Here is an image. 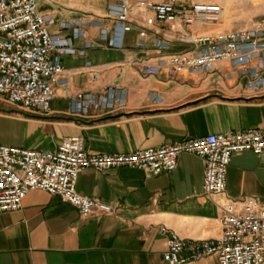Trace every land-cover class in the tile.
Instances as JSON below:
<instances>
[{
	"label": "crops",
	"instance_id": "0c3cea01",
	"mask_svg": "<svg viewBox=\"0 0 264 264\" xmlns=\"http://www.w3.org/2000/svg\"><path fill=\"white\" fill-rule=\"evenodd\" d=\"M122 1L39 0L40 10L55 19L52 33L72 36L73 29L62 28V23H81L85 37L75 39L74 46L84 53L63 56L65 72L51 114L0 112L16 124L15 142L6 145L54 151L64 138L82 136L90 153H132L209 134L264 129V92L247 88V78L229 63L176 77L163 70L144 76L138 65H131L141 59L155 65L162 56L188 49L186 34L254 28L264 20V0H188L220 5L224 17L219 23L191 27L156 24L148 27L145 38L140 32L147 14L140 3L161 0H129L133 29L117 49L111 46L113 32L105 36L103 29L114 27L111 11ZM160 39L169 44L168 50L156 47ZM89 63L99 71L95 81L88 74ZM108 87L127 93L122 109L70 114L75 93ZM205 168L201 156L183 153L174 171L159 175L133 167L81 171L77 191L112 205V214L84 217L61 197L32 190L19 210L0 214V264H163L164 226L186 239L219 238L222 212L203 190ZM227 195L264 199V155L244 152L233 157ZM186 264L219 261L211 256Z\"/></svg>",
	"mask_w": 264,
	"mask_h": 264
},
{
	"label": "built area",
	"instance_id": "2783aa9c",
	"mask_svg": "<svg viewBox=\"0 0 264 264\" xmlns=\"http://www.w3.org/2000/svg\"><path fill=\"white\" fill-rule=\"evenodd\" d=\"M147 14L140 32L145 38L148 27L178 22L186 27L219 23L225 9L208 2L161 0L140 3ZM114 27H105L103 34L113 32L111 46L122 49L127 33L133 29L132 6L123 0L111 11ZM55 19L40 10L39 0H0V96L7 103L29 114L49 115L65 68L63 56L83 54L74 46L83 39L80 22L62 23L72 28V36L52 33ZM190 47L170 53L152 65L149 59L132 61L142 75L153 70L176 77L185 72H207L219 63H229L247 78L246 86L264 92V20L254 28L183 38ZM145 47V42H140ZM87 47H91L87 44ZM159 50L169 44L157 40ZM90 78H99L94 65H87ZM127 93L108 87L102 91H79L72 96L73 116H89L105 110L115 112L125 106ZM244 152L264 155V129H248L184 139L156 148L132 153L95 154L86 148L82 136H68L54 151L37 150L0 144V214L19 210L29 192L41 189L77 207L84 217L112 214L115 208L97 198L81 195L77 183L81 171L94 168L105 171L118 167L139 168L159 175L172 172L183 153L201 156L206 163L203 190L221 209L222 234L215 239H186L168 227L167 251L163 264H186L217 256L219 264H264V199L227 195L229 167L233 157Z\"/></svg>",
	"mask_w": 264,
	"mask_h": 264
},
{
	"label": "rangeland",
	"instance_id": "374dc122",
	"mask_svg": "<svg viewBox=\"0 0 264 264\" xmlns=\"http://www.w3.org/2000/svg\"><path fill=\"white\" fill-rule=\"evenodd\" d=\"M263 1V0H258ZM20 110L6 101H2L0 96V112L13 114L18 113ZM16 124L13 122V119L0 115V144H14L15 142V130L14 126Z\"/></svg>",
	"mask_w": 264,
	"mask_h": 264
}]
</instances>
